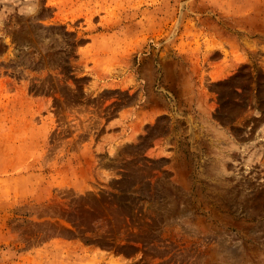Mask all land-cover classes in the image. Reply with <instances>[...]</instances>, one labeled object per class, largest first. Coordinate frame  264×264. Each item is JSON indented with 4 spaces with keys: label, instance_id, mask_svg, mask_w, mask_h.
Segmentation results:
<instances>
[{
    "label": "rangeland",
    "instance_id": "obj_1",
    "mask_svg": "<svg viewBox=\"0 0 264 264\" xmlns=\"http://www.w3.org/2000/svg\"><path fill=\"white\" fill-rule=\"evenodd\" d=\"M0 264H264V0H0Z\"/></svg>",
    "mask_w": 264,
    "mask_h": 264
}]
</instances>
